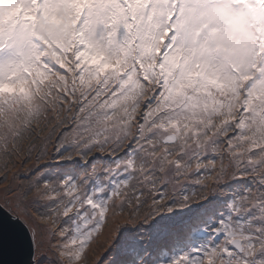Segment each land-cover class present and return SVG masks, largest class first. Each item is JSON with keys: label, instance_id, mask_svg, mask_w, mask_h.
<instances>
[{"label": "snow or ice", "instance_id": "obj_1", "mask_svg": "<svg viewBox=\"0 0 264 264\" xmlns=\"http://www.w3.org/2000/svg\"><path fill=\"white\" fill-rule=\"evenodd\" d=\"M0 264H264V0H0Z\"/></svg>", "mask_w": 264, "mask_h": 264}, {"label": "rangeland", "instance_id": "obj_2", "mask_svg": "<svg viewBox=\"0 0 264 264\" xmlns=\"http://www.w3.org/2000/svg\"><path fill=\"white\" fill-rule=\"evenodd\" d=\"M51 163L55 164V163H56V161H52ZM101 253H102V252H101Z\"/></svg>", "mask_w": 264, "mask_h": 264}, {"label": "bare ground", "instance_id": "obj_3", "mask_svg": "<svg viewBox=\"0 0 264 264\" xmlns=\"http://www.w3.org/2000/svg\"><path fill=\"white\" fill-rule=\"evenodd\" d=\"M101 252H102V250H101Z\"/></svg>", "mask_w": 264, "mask_h": 264}]
</instances>
